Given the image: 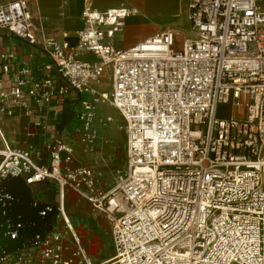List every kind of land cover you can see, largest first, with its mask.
Masks as SVG:
<instances>
[{
	"label": "built area",
	"instance_id": "obj_1",
	"mask_svg": "<svg viewBox=\"0 0 264 264\" xmlns=\"http://www.w3.org/2000/svg\"><path fill=\"white\" fill-rule=\"evenodd\" d=\"M84 3L76 48L38 40L30 0L0 5V28L50 60L41 79L22 68L0 90V122L6 104L46 107L69 89L80 98L41 148H0V264H91L71 197L106 218L112 264H264L261 0H191L181 48L166 29L125 50L113 39L132 11ZM13 57L1 55L3 74ZM106 71L110 89L98 91ZM105 104L124 121L123 164Z\"/></svg>",
	"mask_w": 264,
	"mask_h": 264
},
{
	"label": "crops",
	"instance_id": "obj_2",
	"mask_svg": "<svg viewBox=\"0 0 264 264\" xmlns=\"http://www.w3.org/2000/svg\"><path fill=\"white\" fill-rule=\"evenodd\" d=\"M8 1L0 0V5ZM261 2L264 5V0ZM190 3L191 0H91L92 7L99 11L119 7H128L132 11L125 19L123 31L116 33L113 39L114 46L123 50L135 47L166 29L175 31L176 47L181 48L183 42L193 36L188 19ZM29 5L33 21L39 27L38 40L66 41L71 48H76L77 32L84 26V0H30ZM182 27L189 28L186 36H182L179 30ZM3 54L14 56L9 63L7 74L2 72L1 55ZM75 55L84 61L98 62L100 60L84 50H76ZM49 62V58L40 47L29 45L0 28V90L11 87L18 71L22 68L30 70L36 79H41L46 73L40 69ZM108 76L109 80L106 79ZM108 81L110 83V74L106 71L102 82L96 86L97 90H109L110 88L107 89ZM55 84L64 85L65 83L56 78ZM79 99V96L69 89L65 95L46 107L32 102L28 105L6 104L0 122V148L4 143L24 149L41 148L45 141L58 137L70 126L75 112L79 109ZM106 106L107 104L100 106V113L103 116H111L103 110ZM111 117L114 118V123L117 117L122 120V124H112L108 131V138L117 150L115 137L118 132L125 137L124 121L117 111L116 116ZM125 140L123 152H125ZM115 153L118 157L116 151Z\"/></svg>",
	"mask_w": 264,
	"mask_h": 264
},
{
	"label": "rangeland",
	"instance_id": "obj_3",
	"mask_svg": "<svg viewBox=\"0 0 264 264\" xmlns=\"http://www.w3.org/2000/svg\"><path fill=\"white\" fill-rule=\"evenodd\" d=\"M188 29H189L188 27H182L179 29L182 36L187 35ZM106 79L109 80V76L106 77ZM107 83H108L107 89H109L110 83L109 81ZM103 110L106 112V114H109L111 116H116V111L111 105L107 104L106 108H104ZM115 120L116 121L113 124H119V125L122 124V120L119 117H117V119ZM115 140H116L115 147L118 148L116 152L121 164H123V158H124L123 144L125 137L121 132H118V134L115 137ZM40 190H48V188L46 187L34 188L35 193H37ZM53 195L54 193L50 191V194L49 193L47 195L45 194L44 198L46 200H53L54 197ZM69 202L70 204H68V206H70L71 208L73 207V210H70V214L73 216V218L74 217L76 218V223H77L76 234L91 264H102V263L112 264V263H107V261H110V259L112 258L113 251L110 243L109 223L106 221L105 217L103 215L93 213L89 205L87 204L84 203L76 204V199L74 197H71Z\"/></svg>",
	"mask_w": 264,
	"mask_h": 264
},
{
	"label": "bare ground",
	"instance_id": "obj_4",
	"mask_svg": "<svg viewBox=\"0 0 264 264\" xmlns=\"http://www.w3.org/2000/svg\"><path fill=\"white\" fill-rule=\"evenodd\" d=\"M111 262V260L110 261H107V263H110Z\"/></svg>",
	"mask_w": 264,
	"mask_h": 264
}]
</instances>
